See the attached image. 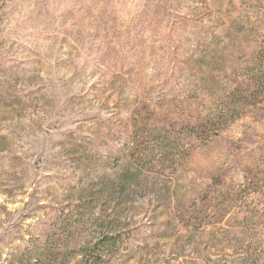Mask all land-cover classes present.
I'll use <instances>...</instances> for the list:
<instances>
[{
	"label": "rangeland",
	"instance_id": "obj_1",
	"mask_svg": "<svg viewBox=\"0 0 264 264\" xmlns=\"http://www.w3.org/2000/svg\"><path fill=\"white\" fill-rule=\"evenodd\" d=\"M263 50L264 0H0V264H264Z\"/></svg>",
	"mask_w": 264,
	"mask_h": 264
},
{
	"label": "trees",
	"instance_id": "obj_2",
	"mask_svg": "<svg viewBox=\"0 0 264 264\" xmlns=\"http://www.w3.org/2000/svg\"><path fill=\"white\" fill-rule=\"evenodd\" d=\"M245 72V76L252 84V88H237L232 92L231 96L239 102L242 108L248 106L256 107L260 103L259 99L263 96L262 90L264 89V50L255 56L252 64ZM203 127L205 125L200 126L201 129ZM100 235L102 236L104 233L101 232ZM113 242L117 244L116 241ZM106 245L107 243L99 238L94 242L80 246L78 254L82 257V264H102L104 260L102 248Z\"/></svg>",
	"mask_w": 264,
	"mask_h": 264
}]
</instances>
